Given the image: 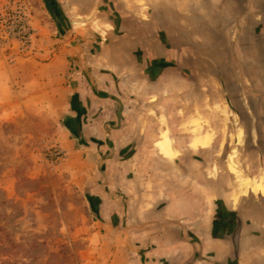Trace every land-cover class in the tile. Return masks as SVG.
<instances>
[{
  "label": "crops",
  "instance_id": "crops-1",
  "mask_svg": "<svg viewBox=\"0 0 264 264\" xmlns=\"http://www.w3.org/2000/svg\"><path fill=\"white\" fill-rule=\"evenodd\" d=\"M93 4L95 9L108 5L112 30L97 32L102 43L94 53L91 46L85 51L74 34V76L67 83L61 76L55 86L64 95L56 99L67 100L60 108L67 135H75L64 151L74 157V151L81 153L92 143L130 152L120 161L127 168L125 176L119 175L124 203L113 211L125 218L134 212L140 226L150 225V233L136 240L145 249L140 251L141 247L135 264H264V201L243 197L235 206L222 191L208 198L205 170L191 173L192 164L205 160L190 155L191 148L201 151L210 142L199 139L198 146L192 145L190 129L195 115L191 97L206 89L207 69H215L210 72L219 75L223 90L229 75L235 90L244 80L253 85L264 78V51H257L255 57L253 50L264 46L251 39L256 21L264 24V0H150L146 18L143 0H95ZM258 31L264 36V29ZM208 37L232 38L227 42L234 55L229 64L216 59L220 43L217 61L208 66ZM159 38H166V45ZM228 69L234 72L228 74ZM158 98H165V127L158 123L159 112L157 123L152 120L150 101L156 100L158 109ZM231 99L237 113L230 108L233 113L227 116L264 118V109L255 107L254 97L233 94ZM240 106L247 109L242 111ZM236 128L241 140L242 130ZM244 132L250 140L245 148L257 150L264 160V144L252 143L253 133L261 141L264 125L247 126ZM108 158L106 162L112 159ZM104 176L109 181L107 170ZM258 177L264 180V171ZM255 179L246 177L243 184L264 196V186ZM193 180L198 189H192Z\"/></svg>",
  "mask_w": 264,
  "mask_h": 264
},
{
  "label": "rangeland",
  "instance_id": "rangeland-1",
  "mask_svg": "<svg viewBox=\"0 0 264 264\" xmlns=\"http://www.w3.org/2000/svg\"><path fill=\"white\" fill-rule=\"evenodd\" d=\"M94 1L50 0L56 22L43 0H0V264H135L145 249L136 240L150 233V225L140 226L134 212L127 218L116 212L124 203L119 196V175L127 172L120 161L130 152L92 143L81 153L74 151V157L64 151L68 139L75 135H67L66 117L60 112L67 100L56 99L64 95L55 86L61 76L66 83L74 76V34L85 51L91 46L94 53L102 43L97 32L112 30L108 5L95 9ZM143 2L146 18L150 0ZM256 22L251 39L264 46V36L258 31L264 24ZM159 39L166 45V38ZM231 39L207 38L208 66L221 58L229 64L234 57L233 47L227 43ZM220 43L221 54L215 59ZM256 47L255 57L257 51H264V47ZM210 71L215 69H207L203 80L206 89L199 97H191V112L195 114L190 118L192 145L198 146L199 139H210L206 149L191 148V158L200 155L205 160L192 164L191 173L205 170L208 198L222 191L231 196L235 206L243 197L264 201V196L243 184L249 177L264 186L258 177L259 171H264V160L257 150L245 148L250 140L247 142L244 132L247 126L264 125V118L227 116L233 112L225 99L230 97L233 106V94L254 97L255 107L264 109V78L253 85L237 81L235 90L229 75L230 82L224 83L223 90L219 75ZM158 99V109L157 101H150L152 120L157 123L159 112L158 123L165 127V98ZM236 126L242 130L241 140ZM253 134L252 143L264 144V135L260 141ZM108 157L112 159L106 162ZM134 168L130 173L133 177ZM191 187L198 189L194 180Z\"/></svg>",
  "mask_w": 264,
  "mask_h": 264
},
{
  "label": "water",
  "instance_id": "water-1",
  "mask_svg": "<svg viewBox=\"0 0 264 264\" xmlns=\"http://www.w3.org/2000/svg\"><path fill=\"white\" fill-rule=\"evenodd\" d=\"M43 1H44V4H45V6H46L48 12L50 13V15L54 18V20H55L56 22H58V17H57V15H56V13H55V10H54V9L52 8V6H51V2H50V0H43ZM226 101H227V103H228V106H229L232 110H234V111L237 113V111L231 106L228 97H226Z\"/></svg>",
  "mask_w": 264,
  "mask_h": 264
}]
</instances>
